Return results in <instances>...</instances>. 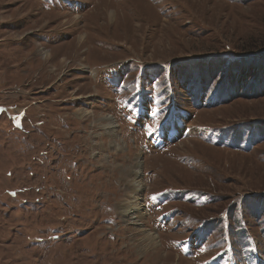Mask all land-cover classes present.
I'll return each mask as SVG.
<instances>
[{"label":"rangeland","instance_id":"rangeland-1","mask_svg":"<svg viewBox=\"0 0 264 264\" xmlns=\"http://www.w3.org/2000/svg\"><path fill=\"white\" fill-rule=\"evenodd\" d=\"M0 110V264H264V0H0Z\"/></svg>","mask_w":264,"mask_h":264},{"label":"bare ground","instance_id":"bare-ground-1","mask_svg":"<svg viewBox=\"0 0 264 264\" xmlns=\"http://www.w3.org/2000/svg\"><path fill=\"white\" fill-rule=\"evenodd\" d=\"M43 54H45V53H43ZM45 55H47V54H45ZM105 120L108 122L106 124L108 127H106V128L108 130V133L111 135V132H113V130L111 129L113 127V124H110V122H109L110 120H108V119H105ZM140 165H141L140 160L136 159L134 165L131 166L132 168H131L129 175L136 176V177L133 176L134 179H138V176H140L139 175L140 173L138 170L141 168ZM134 179L132 181L130 180L131 181L130 187H132V189L134 188V191L131 190L130 194H127L128 199L126 200L125 204L123 206H121V208L123 210L122 213L126 216L130 215L132 217L130 219L133 221H134V219L141 218L140 213H139V209H140L139 201H141V200L139 198H140L141 190L144 188L143 183H141L140 180L136 181ZM132 195H133V197L131 198L130 196H132ZM129 197H130V200H129ZM135 223H137V220L135 221ZM138 225H141V224H136V226H138ZM150 235H148L149 239L152 237V235L151 236Z\"/></svg>","mask_w":264,"mask_h":264},{"label":"flooded vegetation","instance_id":"flooded-vegetation-1","mask_svg":"<svg viewBox=\"0 0 264 264\" xmlns=\"http://www.w3.org/2000/svg\"><path fill=\"white\" fill-rule=\"evenodd\" d=\"M1 111V110H0Z\"/></svg>","mask_w":264,"mask_h":264}]
</instances>
